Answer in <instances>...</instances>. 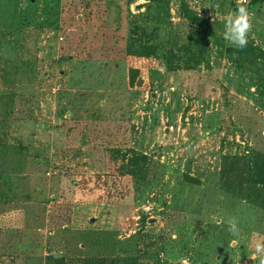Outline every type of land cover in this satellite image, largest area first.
<instances>
[{
  "label": "rangeland",
  "instance_id": "obj_1",
  "mask_svg": "<svg viewBox=\"0 0 264 264\" xmlns=\"http://www.w3.org/2000/svg\"><path fill=\"white\" fill-rule=\"evenodd\" d=\"M187 2L211 30L196 54L180 0H0V264H262L264 58L223 38L248 2ZM138 44L156 55L132 86Z\"/></svg>",
  "mask_w": 264,
  "mask_h": 264
},
{
  "label": "trees",
  "instance_id": "obj_2",
  "mask_svg": "<svg viewBox=\"0 0 264 264\" xmlns=\"http://www.w3.org/2000/svg\"><path fill=\"white\" fill-rule=\"evenodd\" d=\"M263 2L264 0H250L247 4H245V7H247L249 10H254ZM180 13L188 23L187 45H191V50L193 51V53L195 52L194 50L196 48L198 51H200L202 48V44L204 43L203 39L205 38L207 32L211 33V30L207 28L202 17L190 7L187 0H180ZM198 34L201 35L200 38L197 36ZM172 40L168 41L171 45L169 56H176L177 54H179L178 50H180V46L182 44L175 45L178 47V49L175 51L174 43L172 42ZM152 48V45L151 47H149L146 44H138L137 46L132 45L129 47L127 54H129V57L132 60L129 62L130 66L128 69V81L132 86L140 83L141 78L138 73L139 71L141 72L142 67L147 63L146 60L150 59L148 57L152 56L151 53H153V55H156L155 50H153ZM228 49L236 50L240 54L242 52H249L253 57L259 56L264 58V48L253 45L249 42L243 49H239L236 47H228ZM151 59L153 60V58ZM149 64L150 63H147V65ZM147 68L149 69L150 66H148ZM114 151L119 153L120 158L122 159L121 164H119L118 166V169L121 171V173L129 174L133 178H144V175H147L146 173L149 170V165H146L147 156L145 154H141V156H139L137 153H135V150L130 149L131 154L125 162L126 153L122 154L119 148H114ZM245 165H248V161H246ZM256 170H258L261 174L260 181H264V158L261 159ZM140 217L142 222H145V214H142ZM48 257L52 258L55 262H57V264H80L79 262H77L78 257L72 256H69V260L66 262L67 256L61 252H51ZM119 261L120 260L118 256H112L111 258L107 256H84L81 259V264H120Z\"/></svg>",
  "mask_w": 264,
  "mask_h": 264
},
{
  "label": "clouds",
  "instance_id": "obj_3",
  "mask_svg": "<svg viewBox=\"0 0 264 264\" xmlns=\"http://www.w3.org/2000/svg\"><path fill=\"white\" fill-rule=\"evenodd\" d=\"M246 2V0H245ZM254 13L250 12L247 7L238 3L235 13L230 14L224 24L223 38L230 45L236 48L243 49L248 44V34L252 30V18ZM229 231L237 234L238 228L235 219L229 220ZM261 247L257 246V251H262ZM264 264V261H262Z\"/></svg>",
  "mask_w": 264,
  "mask_h": 264
},
{
  "label": "built area",
  "instance_id": "obj_4",
  "mask_svg": "<svg viewBox=\"0 0 264 264\" xmlns=\"http://www.w3.org/2000/svg\"><path fill=\"white\" fill-rule=\"evenodd\" d=\"M238 1H244L245 2V0H238ZM250 0H246V2H249Z\"/></svg>",
  "mask_w": 264,
  "mask_h": 264
}]
</instances>
